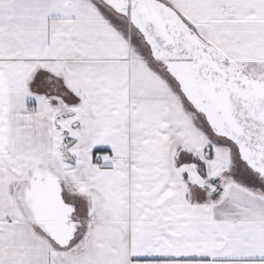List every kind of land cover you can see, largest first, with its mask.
Segmentation results:
<instances>
[{"label":"snow or ice","instance_id":"6c2138e0","mask_svg":"<svg viewBox=\"0 0 264 264\" xmlns=\"http://www.w3.org/2000/svg\"><path fill=\"white\" fill-rule=\"evenodd\" d=\"M0 264H264V0H0Z\"/></svg>","mask_w":264,"mask_h":264}]
</instances>
